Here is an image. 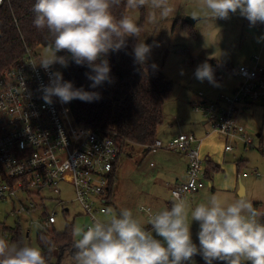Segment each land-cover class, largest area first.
Segmentation results:
<instances>
[{"label": "clouds", "instance_id": "1", "mask_svg": "<svg viewBox=\"0 0 264 264\" xmlns=\"http://www.w3.org/2000/svg\"><path fill=\"white\" fill-rule=\"evenodd\" d=\"M122 4L133 10L146 8L145 20L150 25L167 22L180 9V0H35L33 26L50 41L47 54L32 63L33 68L39 66L49 75V83L40 85L46 104H53V97L61 104L75 99L89 103L100 99L99 93L75 88L61 72L51 71L54 64L66 68L71 60L87 66L91 70L86 73L92 81L90 87L97 88L112 82L107 56L126 48L129 38L136 40L134 63L147 64L152 45L141 38L143 26L130 15L118 18L114 14ZM198 7L213 20H227L239 13L250 26L264 24V0H198ZM61 51L68 55H57ZM193 75L216 86L214 71L207 62L199 64ZM106 215L110 218L94 219L86 230L74 228L77 239L69 264H195L193 257L197 254L206 264L216 260L264 264V206L254 207L246 195L226 200L218 192L212 193L193 209L181 194L173 193L169 208L149 215L150 228L128 208H121L117 215L108 208ZM192 221L199 223V247L191 239ZM153 232L162 239L155 238ZM41 241L46 251L0 237V264H54L51 253L55 242L47 236H42Z\"/></svg>", "mask_w": 264, "mask_h": 264}, {"label": "built area", "instance_id": "2", "mask_svg": "<svg viewBox=\"0 0 264 264\" xmlns=\"http://www.w3.org/2000/svg\"><path fill=\"white\" fill-rule=\"evenodd\" d=\"M4 1L0 0V5ZM261 31L264 51V24ZM40 48H26L22 63L0 73V168L4 173L0 201L10 199L18 203L12 215L28 219L31 228L26 233L28 243L34 227L52 229L57 223L58 214L49 213L45 204L51 201L56 203V209L63 208L62 182L73 186L74 201L84 209L90 221L88 226L106 214L105 203L112 195L111 177L119 156V145L113 137L75 119L72 101L61 104L56 97L51 105L43 101L40 85L49 83V75L32 65L41 57ZM57 65L54 64L51 71H57ZM237 71L242 79L239 88L194 109L215 131L227 139L241 140L247 150L252 147V141L238 118L250 104L264 108L261 53L251 58V66L242 65ZM147 149L151 152L167 149L187 157V180L173 187L171 196L179 193L185 198L206 187L205 158L195 135L178 134L167 144L158 139ZM225 150L233 151V146L227 145ZM46 193L52 196L46 197ZM40 211H43L42 218L37 222L35 217ZM141 211L146 213L144 226L150 228L149 215L157 211L151 208ZM66 213L68 211L64 210L63 214ZM4 238H9V234L4 233Z\"/></svg>", "mask_w": 264, "mask_h": 264}, {"label": "rangeland", "instance_id": "3", "mask_svg": "<svg viewBox=\"0 0 264 264\" xmlns=\"http://www.w3.org/2000/svg\"><path fill=\"white\" fill-rule=\"evenodd\" d=\"M183 9L190 12L189 15L196 14V18L190 16L180 17L182 13L178 11ZM178 11L175 15L177 18H181V22H185L187 18L198 19L192 27L193 31H185L183 28L184 23L182 25L177 23L174 26L173 18L160 25L147 24L145 21L146 8L135 10L128 8L127 15H130L138 25L143 26L141 38H144L146 44L152 45L147 64L151 66L155 64L156 69L161 71L168 82L173 85L172 91L164 103L163 124L159 128L158 134H163V131L169 129L170 125L174 124L172 126L174 127L182 124L188 128V131H186L188 133L181 134H194L200 139L198 132L204 130L202 122L206 119L194 108L203 101L200 95L204 94L209 98V90L214 87L215 91L219 83L216 82V86H213L207 80L201 82L194 78L193 73L195 68L204 62L211 66L216 62L215 65L219 66L218 68L224 69L219 62L238 56L243 38L241 28L243 22L245 23L247 19L237 13L231 15L227 20L218 18L213 20L205 10L198 7V0H180ZM39 52L41 55L47 54V47H41ZM63 69L64 67L60 64L57 65V71L62 72ZM246 114L250 116L249 126L243 127L247 137L253 142V146L244 151L241 145L235 153L231 154L230 159H225L222 164L224 166L223 170H225L219 172V177H224V174L232 177L240 174L238 176L240 178L246 173L249 178L244 180L247 181L245 183L250 188L245 195L252 200L254 207L260 208L264 206V110L257 104L252 106ZM206 128L209 130V134L212 133L213 129L210 124ZM208 133H205V135ZM162 155L160 152L146 151L145 147L139 145L128 144L123 149L119 158L116 180L113 184L115 197L111 199L112 201L109 199L110 201L105 203L107 209H112L113 215H117L121 208H128L132 210L134 217L143 223L146 213L141 211L142 208H151L153 211L158 212L155 205H153V203L156 205L159 203L156 198L158 187L168 188L166 186L168 181L172 183V180L157 173L161 167V161H163ZM169 156H171L170 153ZM242 158L246 162L238 173L237 163ZM3 180L4 173L0 168V184ZM241 186L245 190L246 185L238 183L237 187L235 186L231 192H226V194H222L218 187L215 190H210L209 194L218 192L222 198L232 200L240 195ZM60 190L63 192L60 197L64 202L63 208L56 209V203L51 201L45 204L49 213L56 212L58 214L57 223L54 225L56 231L63 232L67 224L73 223L75 224L74 228L81 227L85 229L90 221L85 216L84 209L74 201L73 186L62 182L60 183ZM234 192L236 196L232 194ZM45 196L51 197L52 194L46 193ZM19 197L21 200H25L24 196L19 195ZM203 197V202H206L208 194L203 195ZM16 207L18 208V203H14L10 199L0 201V237L4 238V227L7 229L20 227L25 237L27 231L31 229L27 218L24 216L18 218L12 215ZM67 209L69 214L64 215L63 211ZM42 212L36 214L35 220L37 222L42 218ZM261 219L264 222V217ZM40 230V227H34L30 236L31 242L28 243L26 238L24 242L32 246H38L37 234ZM190 232L192 241L198 239V222H191ZM154 237L162 239L157 237L155 233ZM74 238L77 239L75 235ZM70 257L71 254L66 252L62 256L60 264H69ZM250 262L244 261L242 263ZM184 264H190V262H184ZM195 264H206V262H195ZM213 264L216 263L213 262Z\"/></svg>", "mask_w": 264, "mask_h": 264}, {"label": "trees", "instance_id": "4", "mask_svg": "<svg viewBox=\"0 0 264 264\" xmlns=\"http://www.w3.org/2000/svg\"><path fill=\"white\" fill-rule=\"evenodd\" d=\"M35 0H6L0 5V73L22 63L26 48L47 47L50 42L45 34L33 26L34 13L32 6ZM128 8L122 4L114 14L119 18L127 15ZM185 31H193L192 26L184 23ZM134 38H129L127 47L110 52L107 56L110 65L112 82H105L97 88H91L86 73L91 70L87 66L76 65L69 61L62 73L65 81H71L75 88L99 93L100 99L93 102L72 100V111L78 122L85 123L100 133L113 137L119 145V156L128 145L148 147L158 140V131L163 124V106L168 99L172 84L168 82L163 73L153 69L151 65H137L134 63ZM57 55L67 56L64 51ZM208 167L214 170L219 168L208 162ZM238 172L244 165L239 161ZM118 162L112 173L113 186L117 175ZM113 191V190H112ZM65 215H68L66 213ZM74 223L67 224L63 232L52 229L40 230L37 234L38 246L43 249L41 237L47 236L55 244L51 253L54 264H60L62 256L68 252L72 255L74 238ZM9 234L6 240L12 243L25 241L20 227L3 228ZM196 261H205L201 255L193 257ZM216 264H226L224 261H213ZM242 264H251L242 263Z\"/></svg>", "mask_w": 264, "mask_h": 264}, {"label": "crops", "instance_id": "5", "mask_svg": "<svg viewBox=\"0 0 264 264\" xmlns=\"http://www.w3.org/2000/svg\"><path fill=\"white\" fill-rule=\"evenodd\" d=\"M178 12L182 13L180 17H186V16L193 17L196 15V14L189 15L188 13L190 12L186 11L185 9L180 10ZM180 19L179 17L177 18L176 15L175 17H173V21L175 22L174 26H176L177 23L178 24L180 23L181 25L185 23V22H181ZM191 26L193 27V25ZM261 30H262V24H257L256 26H250L248 20H245V23L243 22V25L241 28V31H243V38H242L241 45H240V48H241L240 53L236 57L231 56L232 58H228V59L223 60L222 62H219L220 64L223 65L224 69L218 68L219 66L215 65L216 62L211 66L214 71L215 81L219 83V86L215 88V91H214V87H212L211 90H209V95H210L209 98H207L204 94H202L201 98H203V101L200 104L205 103V102L215 101L222 94H231L237 88H239L242 82V79L237 73L238 72L237 68L242 65L251 66V58L255 54L261 53V64L264 65V51H262V38H261L262 31ZM254 105H257V104L248 105L247 108L242 112V114L239 115L238 119H239L240 125L244 127L249 126L250 116L249 114L247 115L246 113ZM258 106H261V105L258 104ZM163 111H164V106H163ZM202 124L204 125L205 131L199 130L198 133H199L200 139L197 137L196 138L199 140V146L201 149V153L203 157L205 158L206 168H204V180L206 181L205 182L206 187L199 192L192 193V195L189 194L187 195V197H185V199L191 204L193 209L197 204L203 202L202 200L204 198L203 195L208 194L209 196L210 190L212 189L215 190L216 187H218V189L220 190L222 194H226V192H231L235 186L237 187L238 183L240 184L244 183L246 185V188H245L246 194L248 193L249 188H250L249 185L247 186V184L245 183L247 182L245 180L249 178L248 175L246 177L242 176L243 179L242 177L240 178L238 177L240 174H238V176L237 174L235 176L233 175V177L230 175L224 174V177L222 178L219 177V172L223 170L224 168L222 164L224 163L225 159H230L231 154L235 153L240 148L241 145L244 150V143L241 142V140L239 141V140L227 139L225 138V136H223V134H220L219 132L215 131L213 128H212L213 129L212 133L209 134L208 133L209 130L206 127L210 123L207 121H203ZM173 125H170L169 129L164 130L163 134L161 135L158 134V139L163 141L165 144H167L174 136L178 134L188 133L186 132L188 131V128L185 125L180 124L178 126L172 127ZM205 133H208V134L205 135ZM227 145H232L233 151H226L225 147ZM252 146H253V142H252ZM158 152H160V154H163L161 156L163 161H161V167L158 169L157 173L158 175L160 174L161 176H165L167 177V179L172 180V183L171 182L169 183L168 181V185L166 184L168 188L158 187V191L156 192L157 193L156 198L159 203L157 205L153 203V205H155L156 210L162 211L165 208H169L171 206L172 197H173L171 196L172 188L187 180L188 160L184 153L173 152L167 149L159 150L155 153H158ZM167 152H169L171 156H169V153ZM239 161H244V163L246 162L244 158L240 159ZM208 162H211L214 166L218 167L219 169L216 171L212 168H209L207 164ZM118 167H119V159H118ZM117 171H118V168H117ZM207 182H208V185H207ZM232 194L236 196L235 192ZM114 197H115V194L112 191L110 200L113 199ZM67 211L69 214L68 209ZM101 218L102 220H106V219H109L110 217L104 214L100 216V219ZM190 218H191V215L189 213V220ZM193 243H195L197 247H199V239H194ZM194 261L198 263L205 262V261H196V260Z\"/></svg>", "mask_w": 264, "mask_h": 264}, {"label": "water", "instance_id": "6", "mask_svg": "<svg viewBox=\"0 0 264 264\" xmlns=\"http://www.w3.org/2000/svg\"><path fill=\"white\" fill-rule=\"evenodd\" d=\"M197 21L198 19L187 18L185 22H187L188 24L194 25L195 23H197ZM240 195H245V190L242 186H241Z\"/></svg>", "mask_w": 264, "mask_h": 264}]
</instances>
